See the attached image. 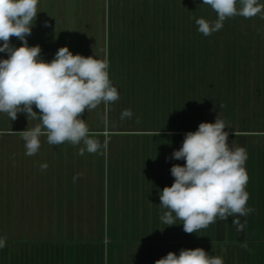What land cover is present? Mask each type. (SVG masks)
Returning <instances> with one entry per match:
<instances>
[{"label": "crops", "instance_id": "crops-1", "mask_svg": "<svg viewBox=\"0 0 264 264\" xmlns=\"http://www.w3.org/2000/svg\"><path fill=\"white\" fill-rule=\"evenodd\" d=\"M259 3L264 4V0H259ZM191 6H186V14L191 12L194 15L195 8ZM151 12L150 23L142 25V39L154 40L151 52H156L159 64L158 67L153 65L157 58L155 54L148 53L149 67L145 69L149 75L162 76L165 72L162 66L164 27L161 14L157 18V14ZM239 18L242 25L238 23ZM193 28L194 20L190 25L188 15L187 21L176 22L170 38L173 54L170 75L178 77L173 86L181 91L173 95V101L181 99L187 105L194 101L192 90L195 85L189 93L193 82L189 75H193L195 70L188 68L189 53L194 55L195 51ZM47 29L44 26L45 53L50 52L47 48L49 39H65L59 34L54 35L56 29H61L58 25L49 26L50 34ZM222 32L225 36H220ZM239 36L244 39L264 37V12L253 18L237 15L226 19L218 36L211 39L221 41L238 39ZM220 50L219 46L209 49L216 56L221 54ZM184 59L186 66L179 67L180 60ZM43 60L48 61L45 55ZM230 71L238 72L234 75L237 79L247 74L264 76V70L260 73L256 69L245 72L240 68L203 69L204 77L224 76L217 81L221 84L216 85L217 88L211 90V86H203L204 122L224 119V105L220 106L219 102L221 95L228 90L226 84L230 80ZM249 82L254 83L255 79ZM262 82L254 88L264 93V79ZM247 85L243 88L252 89V84ZM245 98L240 101L241 106L243 101H248ZM251 109L254 115L256 108ZM256 115L257 120L246 123L254 124L261 120L259 112ZM191 119H171L173 128L165 132L89 128L91 125L86 122L90 134L101 145L107 142L106 149L102 147L98 153L85 151L79 155L83 144L72 146L66 142L54 146L46 141L45 146L32 156L16 150L9 156L6 154L0 159V239L5 240V246L0 248V264H155L169 252L179 255L181 249L198 247L210 256L222 257L224 264H264V131L241 128L237 126V119L232 123L226 119L232 128L225 131L229 133L230 148L246 149L245 168L249 176L247 207L255 211L246 216H229L226 220L218 218L207 228L192 234L184 232L182 221L178 219L171 226L162 222L161 217L167 209L160 205L159 194L174 182L170 171L172 166H184L186 163L183 159L172 158V153L180 149L187 132L196 131L195 121ZM241 121L245 123V120ZM21 132L6 131L0 135L22 136ZM164 135L175 142L166 154L162 149L120 147L117 142L124 137L142 139ZM45 163L48 167L42 171L40 165ZM77 174L82 175L73 182ZM234 219L245 225L242 231L236 230ZM244 243L247 248L241 247Z\"/></svg>", "mask_w": 264, "mask_h": 264}, {"label": "clouds", "instance_id": "clouds-1", "mask_svg": "<svg viewBox=\"0 0 264 264\" xmlns=\"http://www.w3.org/2000/svg\"><path fill=\"white\" fill-rule=\"evenodd\" d=\"M39 0H0V113L11 120L18 113L38 118L40 124L22 131L26 155H35L42 136L50 145L69 143L83 144L79 155L85 151L98 153L103 145L90 134L82 116L86 110L96 109L101 103L108 105L119 100V92L113 86L108 68L109 62L94 56L73 54L68 47H61L54 59H40L39 45L29 47L26 37L31 35L38 13ZM204 5L216 13L217 19H196L198 31L209 36L222 29L226 19L237 15L253 18L264 12L259 0H203ZM237 4L240 7H237ZM47 26V24H45ZM22 41L20 47L10 44V38ZM33 105L39 114L33 111ZM130 109L121 114V119L131 118ZM228 128L223 120L214 123L201 122L195 132L185 134L182 146L172 153V158L186 161L184 166L173 165V184L160 192V205L167 209L161 220L167 226L182 221L187 234L229 216H246L254 212L247 207L249 193L246 191L249 176L245 168L247 152L243 147L230 148ZM48 165L41 164V170ZM82 174L73 177L75 182ZM174 214V215H173ZM236 230L242 231L244 224L234 219ZM5 240L0 239V248ZM241 247L247 248L244 243ZM155 264H224L223 258L210 256L203 248L181 249L179 255L169 252Z\"/></svg>", "mask_w": 264, "mask_h": 264}, {"label": "rangeland", "instance_id": "rangeland-1", "mask_svg": "<svg viewBox=\"0 0 264 264\" xmlns=\"http://www.w3.org/2000/svg\"><path fill=\"white\" fill-rule=\"evenodd\" d=\"M202 3L203 0H39L38 13L32 26L31 35L26 39L29 47L40 46V59H43V55H45L47 60L51 61L58 49L66 46L73 54L85 57L94 56L96 59H106L109 62L110 80L117 88L120 98L114 103L108 105L101 103L96 109L86 110L82 119L90 123L89 128L95 126L98 129L107 130H161L165 132L173 128L171 119L180 121L182 118L191 119L194 117L197 130L199 124L204 122L203 86H211V90L213 87L217 88L216 85H221L217 81L224 77L222 75L219 78L216 76L204 77L202 76L203 69L240 68L244 72L256 69L260 73L264 70V37L244 39L243 36H239L238 39H221V41L211 39L218 36V31L212 33L213 36H204L198 31L196 19L216 20L217 15L211 11L210 6ZM187 5L189 7L194 5V15L191 12L186 14ZM151 10L157 14V18L161 14L164 27L162 66L163 72L164 70L165 72L162 76L149 75L145 69L149 67L146 59L148 53L155 54L157 58L153 65L157 64L158 67L159 64L156 52H151L154 40L142 39V25L150 23L149 17H153ZM188 15L190 25L194 20L195 26L191 29L194 32L192 36L195 38V51L194 55L189 53L188 59V68L193 67L195 72L193 75H189V80L193 79L189 93L193 85L195 88L192 90L194 101L192 100L187 105V102H181V99L178 100L179 102L173 101V95L181 91L178 87L174 88L173 86L178 77L170 75L173 63L170 46L172 39L170 38L171 30L173 31L176 22L187 21ZM46 23L49 34L51 32L49 26L58 25L61 27L54 31V35L59 34L65 39H49L51 46L48 45L47 48L50 49V52L45 53L43 52V31ZM238 23L242 25L241 18L238 19ZM227 29L229 37V28L227 27ZM220 36H225V34L222 32ZM204 37L205 39H203ZM206 38L210 39L206 41ZM22 43L16 37L10 38V44L14 47L18 48ZM206 43L209 46H206ZM2 44L3 41H0V45ZM214 46L220 47L221 54L216 56L209 51L210 47ZM7 58V53H0V59ZM185 61L186 59L180 60L179 67L186 66ZM143 69L144 71H142ZM234 75H238V72L230 71V80L228 83L226 81L228 90L221 95L219 102L220 106L224 105V119L222 120L229 128H232V120L237 119L239 121L237 126L241 128L264 131V93L254 88V85L263 83L264 76H248L247 74L237 79ZM250 79H255V82L248 83ZM243 83L246 85L243 86ZM247 84H252V89H245ZM243 97H246L245 100L248 101H243V106H241L240 101ZM210 105L213 104L210 103ZM251 108H256L254 115L251 114V112L253 113ZM126 109H130L133 115L130 119H121V114ZM207 110H212V108H207ZM33 111L39 114V110L34 105ZM257 112H259L261 120L254 124L246 123L248 120H251L250 122L257 120ZM226 119H229L231 123H227ZM241 120H245V123H242ZM40 123L38 118L27 117L23 112L18 113L15 120H11L6 113H0V132L3 133L25 131ZM40 140L41 147L45 146L47 139L41 137ZM117 142L120 143V147L126 148L162 149L164 154L168 153L172 147L171 144L175 143L167 135L142 137V139L124 137ZM15 150L26 155V152H22L26 150L22 136L0 135V159L4 158L6 154L9 156V153H13Z\"/></svg>", "mask_w": 264, "mask_h": 264}]
</instances>
